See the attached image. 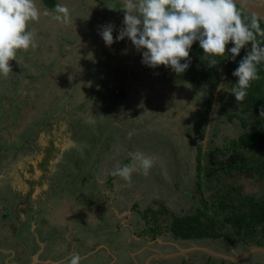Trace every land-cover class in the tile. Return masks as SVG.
<instances>
[{"label":"rangeland","instance_id":"rangeland-1","mask_svg":"<svg viewBox=\"0 0 264 264\" xmlns=\"http://www.w3.org/2000/svg\"><path fill=\"white\" fill-rule=\"evenodd\" d=\"M85 2L63 0L64 7L69 9V24L86 34L81 45L77 34L70 32L69 24L52 19L57 13L44 9L42 0H36L41 16L28 25L36 34V47L19 50L18 62L12 60V72L7 78L0 76V146L6 148L4 151L8 149L10 155L13 151L4 140L7 131L15 137L24 135L18 139L17 146L23 152L29 149L27 146L38 148L37 141L30 142L33 135L50 137L55 122L62 125L57 131L56 146L52 150V146H44V159L48 160L49 150L53 151L50 159L45 162L42 159L33 168H9L10 156L0 149V176L5 180L0 184V264H45V258L50 256L46 246L61 237L58 232H47V238L40 239L43 227L51 221L80 234L69 236L74 245L87 240V246L112 244V251L121 246L127 252V259L119 258L116 264H145L153 254H176L194 247L229 257L245 254L251 248L231 247L223 240L183 242L174 241L168 235L157 241L139 238L145 226L141 215L152 203L163 205L176 216H185L205 209L204 200L214 198V189L208 185L210 181H206L205 171L200 167L207 162L204 157L207 149L222 148L243 133L240 120L231 117L238 114L240 107L224 91H217L208 105L209 96L201 93L199 86L180 89L173 85L172 90L170 86L159 87V93L154 90L148 96L152 91L149 86L138 85L131 92L127 87L129 81L124 77L129 75L128 62H135L138 68H148L151 74L158 73L159 76H151V83L158 78L165 86L168 85L166 67L153 69L144 65L141 52L132 43L129 51H120V42L113 56L109 51L99 56L96 52L99 47L95 50L94 46L97 33L110 18L121 19V15L124 18V11L120 9L122 0H93L94 5L87 3L89 11ZM45 11L49 15H43ZM114 26L113 32L120 30L123 19L115 21ZM46 33L53 35L49 45L45 44ZM86 40H93L94 44L81 61L79 56L86 48ZM111 58L117 60L114 67L108 64ZM44 63L48 65L46 68L42 66ZM40 85L43 87L37 88ZM164 92L188 105L190 116L184 124L178 115L175 118L178 108L175 102L167 104L168 96ZM77 103L81 105L74 108ZM73 113L76 116L71 118L69 115ZM171 121H177L176 125L172 126ZM182 124L189 134L183 137V142L178 133L176 138L171 134L178 128L181 130ZM137 150L155 158L150 173L147 176L134 173L131 183L118 178L110 188L108 176L118 163H126L129 152ZM234 182L247 194L264 195L263 183L244 175H238ZM39 194L41 199L36 202ZM35 205L38 209H33ZM31 209L34 215L29 212ZM153 209L159 210L158 205H153ZM37 240L45 247L39 254L41 246ZM32 242L37 245V261L30 260L27 253L26 245ZM60 248L57 245L54 250ZM63 248L71 249L68 245ZM261 258L262 254H255L240 263L253 264L258 260L263 263ZM220 260L195 251L172 259L152 260L149 264H222Z\"/></svg>","mask_w":264,"mask_h":264},{"label":"clouds","instance_id":"clouds-1","mask_svg":"<svg viewBox=\"0 0 264 264\" xmlns=\"http://www.w3.org/2000/svg\"><path fill=\"white\" fill-rule=\"evenodd\" d=\"M121 9L124 26L115 39L122 41L127 37L141 52L144 65L164 66L180 75L188 69L190 50L197 41L203 50L202 59L209 67L217 65V57L234 61L241 49L250 44V51L232 73L238 78L232 87L236 101L242 102L251 82L260 79L258 66L264 62V47L257 41V35L264 37V30L255 18L250 23L242 19L236 0H122ZM56 13L52 19L69 23V9L64 7L63 0ZM43 15L49 13L45 11ZM40 16L36 0H0V76L7 78L12 72L9 62L17 61L19 50L36 47V34L28 25L37 22ZM114 29L112 24L101 26L98 34L106 46L114 43ZM230 42L233 46L227 49ZM217 91H226L224 83L217 86ZM128 157L130 162L118 163L113 172L128 183L134 173L147 176L155 165L152 155L139 150L129 152ZM81 260L79 253H73L65 264H80Z\"/></svg>","mask_w":264,"mask_h":264},{"label":"trees","instance_id":"trees-1","mask_svg":"<svg viewBox=\"0 0 264 264\" xmlns=\"http://www.w3.org/2000/svg\"><path fill=\"white\" fill-rule=\"evenodd\" d=\"M42 2L44 9H52L54 13L60 6L59 0H42ZM237 9L241 13L242 19L250 23L253 18L238 6ZM257 21L260 28L264 30V21ZM257 41L264 47V37L257 35ZM232 46L230 42L227 49ZM250 49V44L245 49H241L234 61L217 57V65L209 67L208 62L202 59L203 50L197 41L190 50L188 69L177 75L166 67L165 78L168 79L166 82L168 85L165 86L160 83V87L170 86L172 90L175 87L173 85L180 89L187 86H199L201 93L209 96L208 105H210L217 92V86L224 83L225 95L235 99V96L232 95V87L237 83L238 78L234 77L232 73ZM228 55L230 56V53ZM185 62L187 61H181V63ZM9 63L11 65L13 61ZM258 75L260 79L251 82V87L247 90L248 95L242 102H238L237 105L240 107L238 114L230 115L240 120L244 129L243 133L224 147L209 148L205 153L204 157L207 162L205 166L200 168L205 171L206 181H210L208 185L214 189L212 194L214 198H211V201L204 200L205 209L185 216H176L169 213L163 205L156 202L152 203L141 215L145 226L139 234V238L157 241L158 238L168 235L174 241L223 240L231 247L243 245L246 248H264V195L257 197L247 194L243 191L242 186H238L234 182L238 175H244L256 183L264 184V115H261V110L264 109V62L258 66ZM156 92L159 93L160 91ZM164 96H168V94L165 93ZM166 99H168L167 104L169 106L175 102L176 109L178 108L175 112V118L178 115L184 124L188 120L187 117L190 116L187 114V112L189 113L188 105L170 95ZM74 106L79 105L75 104ZM223 114L227 115L226 112ZM213 116L216 117L215 114ZM171 122H173L172 126L177 123V121ZM212 128L214 125L211 126ZM187 131L188 128L183 125L181 130L178 128L171 134H174L176 138L175 134L178 133L180 141L183 142V137L189 136ZM9 133V131L5 133L4 136L7 137L4 140L17 142L14 134ZM201 137L203 138V135ZM219 156H223V158H219ZM129 162L130 159L125 164ZM219 173L220 175H218ZM118 178L113 174L108 176V186L112 188L114 180ZM213 178L214 180H212ZM153 205H158L159 210H154ZM168 221H170L169 224H167ZM208 258L214 259L209 255ZM220 263L242 264L225 260H220ZM253 264L263 263L262 260H258Z\"/></svg>","mask_w":264,"mask_h":264},{"label":"crops","instance_id":"crops-1","mask_svg":"<svg viewBox=\"0 0 264 264\" xmlns=\"http://www.w3.org/2000/svg\"><path fill=\"white\" fill-rule=\"evenodd\" d=\"M85 1H86L85 2L86 5H88V4L89 5H94L93 0H91V2L89 0H85ZM89 5L87 6V9L90 7ZM88 11H89V9H88ZM99 12H101V10L97 11V13H99ZM121 17H122L121 19H119L117 17H112V18H110V20H111L110 22L107 21L103 25H107V24L114 25V22L115 21H121L123 19V16L122 15H121ZM66 28H67V26H66ZM73 28L78 29L76 25L75 26L73 25ZM100 30H101V28L99 29L98 33L100 32ZM98 33H97V35H98ZM118 34H119V30H116V32H113V35H114V43L110 47L105 45V43H104L101 35L97 36V39L98 40L94 41L95 44L94 43L93 44L95 46V50L97 49L96 47H99L96 50V52H97V54H99V56H101L102 54H104L105 51H109L111 53V55H112L113 52H114V50H116V48L120 44V42L122 43L121 44L120 51H122V52L123 51H129V43H131V41H128L129 39L127 40V37H125V39L122 40V41L116 40L115 38L118 36ZM52 38H53V35L52 34H49L48 33V36H47V33H46V40L48 42H46L45 44L46 45H49V43H50L49 41H52ZM86 42H89V41L86 40ZM81 45H83V44H81ZM91 46L89 47L88 46V43H86V48H85L84 51H82L83 52L82 56H79V57H81L80 60L82 58L87 57V55H85V53H88L90 51ZM78 48H82V47L80 46ZM63 58L64 57H62V59ZM135 59L136 58L133 57V60H135ZM116 61L117 60L111 58L110 61L108 62V64H110L112 67H114V66H116L115 65V62ZM132 62H128V65L126 66L127 68H129V75H127V76L124 75L125 78L127 77V81H129V84L127 85V87L130 88L131 92L134 91L138 85H139V87H141V86H147L148 87L149 86V88H151L152 90L159 91L158 89L161 86V85H159L160 80L157 78V80H155L154 82L151 83V79H152L151 76H154V73L151 74V72L149 73L148 71L144 72V68L143 67L142 68H138L136 66V63L135 62L132 63ZM45 64L46 63H44L43 66H45ZM47 66L48 65H46L45 68ZM42 71L43 70H41V72ZM147 73L149 75H147ZM93 79L96 81V77H94ZM43 81H46V80L43 79ZM91 81L92 80H90V82ZM41 87H43V85H41V86H39L37 88H41ZM45 94H46V92H45ZM20 95H22V93ZM31 104L32 103L29 104L30 107H31ZM77 105L80 106L81 104L80 103H77ZM79 106H76V108H78ZM29 110H30V108L28 109V111ZM58 124L59 123H57V125H56V122H55V124L53 125V127L55 129L53 131V134H51L50 137H47L46 138L42 134H39V135L36 134V135H33L30 138L31 139L30 142L32 140L33 141H37L38 148H36L34 146H27V147H29V149L28 150H24L23 149L24 151L21 152V150H22L21 147H17V146L20 145L18 139L19 138H22L24 136L22 134H20V136L18 135L19 137L18 136L15 137V135H13L14 138H16L17 142H15V140H14V142L13 141L7 142L8 147L13 148V151H12L11 155H10V152H9L8 149H7V152H6V151H4V149H6V148L0 146L1 152H4L7 155V157L10 156V159L12 161H14L13 164H12L11 160L9 161V163L11 164L9 168H18V169H21V167H27V166H29L30 168H33L38 163H40L42 161V159H43V156H44V146L46 148L47 145L50 146V144H52V143L54 144V146H56V143L59 141V136H57V127H58ZM65 126H66V124H65ZM32 143L34 144V142H32ZM68 148H69V146H68ZM16 149H17V151H16ZM52 152L53 151H49V156H52ZM45 153H46V149H45ZM6 160H9V159L7 158ZM3 178H4V176H0V184L4 183V181H5ZM47 187H48V185H47ZM39 189H41V188H39ZM38 191H40V190H37V192ZM37 192L35 193V196L37 195ZM12 195H15V193H13ZM38 196L39 197L36 198L37 199L36 202H38L41 199V196L42 195L39 194ZM33 209H38V208L35 205L33 207ZM30 213L32 215H34V213H33L32 210H31ZM70 216H72V215H70ZM70 216L68 215L69 218H70ZM78 220L80 222V218H78ZM48 224L49 225H45V227H43V231L44 232L39 235L40 239L42 237L46 239L47 236H48V233L47 232H49L50 234H53L54 232H58V233L61 234V237L56 238L54 240V243L53 244H50V245L48 244L46 246L47 251L48 252L50 251L49 252L50 256L48 258L47 257L45 258L46 259L45 262H44L45 264H65V262L71 257V255L73 253H79L81 255L82 260H81L80 264H116L122 258L125 259V260L127 259V258H125V256L127 255V252L121 246L116 247L114 249V251H112L111 250L112 244H109V243H105V244H103V243H93L92 245L87 246V243H88L87 240H83L82 241L83 244H81V245L80 244L74 245V242L73 241H69V236L80 235L77 231H71L68 228L64 229L61 225H58V223H56L54 221H51ZM62 225H64V224H62ZM64 226H66V225H64ZM104 232L106 234V231H104ZM105 234H103V236H105ZM37 242L40 244V241L39 240H37ZM70 242H72V243H70ZM57 245L62 246V248H60L58 251H55L54 248ZM65 245H68L71 249L68 250V249L63 248ZM114 245H116V244H114ZM26 246L28 248L27 249V253L29 255V259L31 260L33 258L35 261H37L36 259L38 258V254L39 253H42L43 250H44V248H45L44 246H42L40 244L41 248L38 249V254L36 255L35 254V250H36L35 246H37V245L35 244V242H32L30 246H28V244ZM73 247L77 248V250H74ZM118 253H120V255ZM113 255H115V256L113 257ZM113 261H114V263H113Z\"/></svg>","mask_w":264,"mask_h":264},{"label":"water","instance_id":"water-1","mask_svg":"<svg viewBox=\"0 0 264 264\" xmlns=\"http://www.w3.org/2000/svg\"><path fill=\"white\" fill-rule=\"evenodd\" d=\"M60 6H62V0L59 2ZM236 5L241 8L243 11H245L249 16L252 18H255L259 21H264V0H236ZM69 24V23H68ZM69 27L71 30H73L75 33L80 35L81 43H84V37L81 35V32L77 29L73 28L70 24ZM202 252L205 253L211 257L219 258L221 260L229 261V262H241L248 257L255 255V254H262L263 256V264H264V248L261 247H251L250 250H248L245 254L239 256V257H229L221 254H217L209 249L206 248H189L185 250H180L176 254H169V255H163L160 253L153 254L149 258H147L145 264H149L152 260H166V259H172L174 257H180L182 255H186L191 252Z\"/></svg>","mask_w":264,"mask_h":264},{"label":"flooded vegetation","instance_id":"flooded-vegetation-1","mask_svg":"<svg viewBox=\"0 0 264 264\" xmlns=\"http://www.w3.org/2000/svg\"><path fill=\"white\" fill-rule=\"evenodd\" d=\"M119 4H120V3H119ZM86 6H88V5H86ZM121 7H122V6H121V4H120V9H121ZM121 10H122V9H121ZM121 13H122V12H121ZM77 30H78V29H77ZM78 31H79V30H78ZM70 32L75 33L73 30H71ZM80 32H81V31H80ZM76 34H77V33H76ZM81 35H82L83 37L86 36V34L83 35L82 32H81ZM77 38H78V40L80 41V44H81L80 35L77 34ZM86 43H88V46H91V44L93 45V40H91V41H89V42H86ZM143 68H144V67H143ZM147 69H148V68H146V69L144 68V72L148 71ZM153 69H154V68H153ZM157 70H159V69H157ZM160 70H163V69H160ZM148 72H149V71H148ZM149 73H150V72H149ZM154 75H155V76H159L158 73H154ZM40 86H41V85H40ZM149 89H150L149 91L152 90L151 88H149ZM139 90L143 91V89H140V88H139ZM139 90H138V91H139ZM138 91H137V92H138ZM153 91H154V90H152L151 92H149L150 95H148V96H151V93H155V92H153ZM164 95H165V93H164ZM146 97H147V96H146ZM147 98H148V97H147ZM74 108H75V106H74ZM69 116H70L71 118H74V116H76V114L73 113L72 115H69ZM60 126L62 127V125L59 123V124H58V127H57V131H58V128H59ZM55 143H56V142H55ZM50 146H52V148H51V150H52L53 147H54V144L52 143V144H50ZM48 147H49V146H48ZM46 150H47V149H46ZM51 150H49V151H51ZM45 155H46V153H45ZM5 157H6V156H5ZM47 157H48V160H49V159H50V158H49L50 156L47 155ZM43 159H44V158H43ZM45 161H47V158H46V157H45V159H44V162H45ZM31 210H32V209H31ZM31 210H30L29 212H31ZM262 259H263V256H262Z\"/></svg>","mask_w":264,"mask_h":264}]
</instances>
